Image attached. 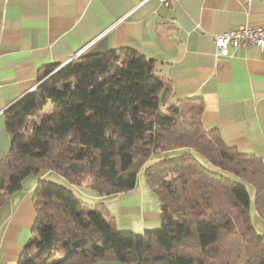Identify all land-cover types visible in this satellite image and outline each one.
<instances>
[{
    "label": "trees",
    "instance_id": "16d2710c",
    "mask_svg": "<svg viewBox=\"0 0 264 264\" xmlns=\"http://www.w3.org/2000/svg\"><path fill=\"white\" fill-rule=\"evenodd\" d=\"M173 97L155 61L130 48L40 70L37 86L4 111L10 147L0 159V209L31 174L54 172L103 197L131 190L142 173L160 227L119 230L104 203L39 180L17 264H264L245 186L264 221L262 161L204 129L199 98ZM152 155L164 157L146 166Z\"/></svg>",
    "mask_w": 264,
    "mask_h": 264
},
{
    "label": "crops",
    "instance_id": "0c3cea01",
    "mask_svg": "<svg viewBox=\"0 0 264 264\" xmlns=\"http://www.w3.org/2000/svg\"><path fill=\"white\" fill-rule=\"evenodd\" d=\"M262 24L264 0H0V159L10 147L4 111L37 86L44 66L64 65L79 50L130 48L155 61L174 99L201 100L204 129L264 165V54L240 47L221 56L214 46L215 36ZM47 173L25 177L0 209V264H17L35 220L32 193ZM142 177L131 190L103 197L66 187L104 203L119 230L142 234L160 227L158 198Z\"/></svg>",
    "mask_w": 264,
    "mask_h": 264
},
{
    "label": "built area",
    "instance_id": "2783aa9c",
    "mask_svg": "<svg viewBox=\"0 0 264 264\" xmlns=\"http://www.w3.org/2000/svg\"><path fill=\"white\" fill-rule=\"evenodd\" d=\"M159 1L164 6H168L170 2H175L176 0H159ZM214 46H215V53L221 56L228 55V51L231 48L237 49L240 47L257 48L262 54H264V24L254 28L239 27L235 30L225 32L222 35L215 36ZM80 54H81V50H79L72 57V59L78 57Z\"/></svg>",
    "mask_w": 264,
    "mask_h": 264
},
{
    "label": "rangeland",
    "instance_id": "374dc122",
    "mask_svg": "<svg viewBox=\"0 0 264 264\" xmlns=\"http://www.w3.org/2000/svg\"><path fill=\"white\" fill-rule=\"evenodd\" d=\"M190 154L193 155V157L198 161L200 162V164H202L204 167H206L208 170L210 171H216V169L209 163H207L197 152L193 151V150H189ZM182 153V151H177L175 153H169L167 154L168 156H172V155H177V154H180ZM164 157V155H152L150 156V158L148 159V161L146 162V166L153 163V162H156V161H159L161 160L162 158ZM58 174L52 172V173H47L45 175L46 178H43L42 180L44 179H47V180H44V181H48V182H52V183H57V182H54L56 180H58L59 177ZM60 178H62L60 176ZM143 178V177H142ZM240 181V180H238ZM61 182L63 184H65L66 186H70V184H67V182H65V180L62 178ZM242 182V181H240ZM58 184V183H57ZM60 185V184H59ZM63 187H66L64 185H61ZM246 188H247V191H248V194H249V198H250V214H251V222H252V226L254 228V231L257 235L259 236H264V228L262 227V225H260L259 223L255 222V219H254V215H253V197H254V191L252 189V187L248 184H245ZM84 188V187H83ZM78 196V195H77ZM79 197V196H78ZM88 203H95V202H88Z\"/></svg>",
    "mask_w": 264,
    "mask_h": 264
},
{
    "label": "clouds",
    "instance_id": "9594fccd",
    "mask_svg": "<svg viewBox=\"0 0 264 264\" xmlns=\"http://www.w3.org/2000/svg\"><path fill=\"white\" fill-rule=\"evenodd\" d=\"M69 61H71V60H69ZM69 61H68V62H69Z\"/></svg>",
    "mask_w": 264,
    "mask_h": 264
}]
</instances>
